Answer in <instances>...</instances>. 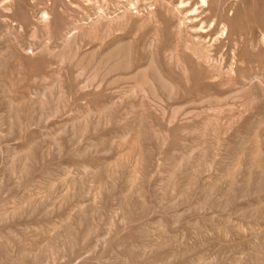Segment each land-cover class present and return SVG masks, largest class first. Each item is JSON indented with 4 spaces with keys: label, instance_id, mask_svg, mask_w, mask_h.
<instances>
[{
    "label": "rangeland",
    "instance_id": "374dc122",
    "mask_svg": "<svg viewBox=\"0 0 264 264\" xmlns=\"http://www.w3.org/2000/svg\"><path fill=\"white\" fill-rule=\"evenodd\" d=\"M0 264H264V0H0Z\"/></svg>",
    "mask_w": 264,
    "mask_h": 264
}]
</instances>
